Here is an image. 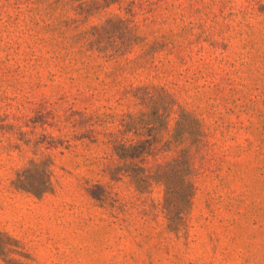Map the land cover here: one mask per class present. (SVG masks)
Here are the masks:
<instances>
[{
  "label": "rangeland",
  "instance_id": "obj_1",
  "mask_svg": "<svg viewBox=\"0 0 264 264\" xmlns=\"http://www.w3.org/2000/svg\"><path fill=\"white\" fill-rule=\"evenodd\" d=\"M140 85L202 125L178 231L113 151L145 139L146 175L175 155ZM31 159L40 196L14 185ZM0 264H264V0H0Z\"/></svg>",
  "mask_w": 264,
  "mask_h": 264
},
{
  "label": "trees",
  "instance_id": "obj_2",
  "mask_svg": "<svg viewBox=\"0 0 264 264\" xmlns=\"http://www.w3.org/2000/svg\"><path fill=\"white\" fill-rule=\"evenodd\" d=\"M113 23L114 21L108 19L106 25L111 27ZM129 40L130 38H126L124 45H127ZM103 54L111 58L121 56L125 54V51H106ZM132 92L142 105L144 113H150L156 118L154 123L156 129L164 128V120L171 117L173 111L176 112L170 136V147H174L175 155L163 163H157L151 169V174L146 175L143 171L136 169L137 161L144 160L154 151V147L147 145L145 139L116 141L113 151L123 161L121 174L130 179L136 190L148 191L154 183L162 186L161 210L169 229L178 231L184 225V215L191 207L195 190L192 151L201 140L202 125L191 111L178 103L168 91L157 85H140L134 87ZM122 125L124 130L136 135V114H128ZM47 161L31 159L28 165L17 173L14 185L36 196L50 191L52 181L50 162Z\"/></svg>",
  "mask_w": 264,
  "mask_h": 264
}]
</instances>
